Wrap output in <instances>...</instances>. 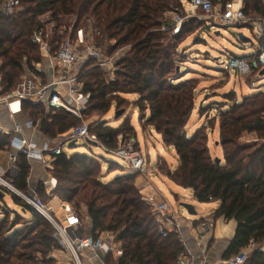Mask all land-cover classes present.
Segmentation results:
<instances>
[{"label": "trees", "instance_id": "trees-1", "mask_svg": "<svg viewBox=\"0 0 264 264\" xmlns=\"http://www.w3.org/2000/svg\"><path fill=\"white\" fill-rule=\"evenodd\" d=\"M15 1L17 10L8 13L2 8L4 0H0L3 90L15 89L29 71L38 74L35 64L43 57L31 37L46 14L58 28L72 24L75 28L92 26L99 30L109 40L110 54L128 46L116 64L114 78L95 66V59L86 62L82 69L80 82L84 91L91 93L84 115L96 112L100 116L89 125L90 133L98 138V146L113 151L125 139L137 136L130 117L118 126L102 119L114 105L117 111L125 112L133 104L142 117H147L146 125L161 135L164 145L177 152L179 165L172 169L166 159H161L158 171L177 185L191 189L198 202H219V208L212 213L214 219L223 217L237 222L224 259L251 248L244 264H264V89L241 100L232 98L233 93L226 94L228 101L212 117V123L189 134L187 125L196 109L197 85L177 80L179 49L169 40L166 29L172 27L166 14L176 9L179 0ZM230 1L212 0L222 7ZM243 9L249 16L264 17V0H244ZM179 34L174 33L173 38ZM124 94H135L137 99L131 101ZM23 113L39 123L42 133L51 139L83 122L64 109L48 110L43 103L31 101H24ZM217 123L223 162L214 159L209 144V128ZM247 134H256V139L244 141ZM10 140L9 134L0 132V152L8 148ZM137 144L135 148L140 150ZM17 156L21 174L13 179L9 173L4 178L25 195L46 204L42 199L50 194L46 181H41L36 193L31 194L32 165L23 153ZM52 167L46 170L56 177L57 185L49 197L75 209L81 220L82 206H86L91 232L87 233L89 223L85 222V235H115L121 255L107 252V264H178L179 254L186 250L185 243L177 231L166 235L159 231L156 204L144 197L136 183L140 172L130 171L103 181L100 159L90 152H64L53 159ZM0 189L5 193L0 202L6 203L0 214V264H55L51 253L63 246L52 222L16 192L3 184ZM7 195L20 210L9 206ZM204 221L201 218L194 226Z\"/></svg>", "mask_w": 264, "mask_h": 264}, {"label": "built area", "instance_id": "built-area-1", "mask_svg": "<svg viewBox=\"0 0 264 264\" xmlns=\"http://www.w3.org/2000/svg\"><path fill=\"white\" fill-rule=\"evenodd\" d=\"M182 2L190 10L203 13L210 21L207 23L212 25L218 27L235 25L248 27L260 39L252 58L234 57L228 60V64L238 69L243 75L254 69L262 70L264 68V17L247 15L243 9L244 0H231L225 7L221 5L217 7L212 0H182ZM2 8L8 13H14L17 10L16 1L4 0ZM87 28L90 31H87ZM87 28H75L74 25L62 26L61 38L55 41L48 40V33L43 22L39 28L34 30L31 40L39 46L45 60V62L43 60L36 63L35 68L40 72L47 69L49 75H51V80L48 82L43 81L37 73L29 71L19 79L15 89L5 92L0 74V108L7 109L10 114L23 112L24 101H31L43 103L48 110L64 109L83 120L82 124L64 134V139L56 145L46 143L43 146H38L25 137H17L15 134L22 132L23 128L20 124L16 125L12 132L3 130V133L12 134L9 146L13 148L14 152L10 154L9 172L12 174L13 179L21 174V169L17 164L19 153L26 155L29 162L38 161L46 167H50V162L56 156L66 152L65 148L66 146L71 147V142L76 143L81 139L98 140L95 134L90 133V123L84 121V112L88 107L91 93L85 92L83 84L80 82L82 69L86 62L95 59L94 65L102 68L106 74L109 71L114 72L117 62L125 54L128 46L114 53H107L102 43L106 41H104L101 32L92 26ZM68 29L69 35L62 38V34L65 35ZM110 78L112 79V77ZM27 124L30 127L36 126L32 119H29ZM134 145L133 138H128L121 143L118 149L113 151L115 155L123 160L130 161L133 169L144 172V166L147 163L146 157ZM4 176L0 174V184L11 186L15 192L21 194L24 199L52 222L63 249H67L72 253L74 264H84L81 253L86 249L97 252L106 247L107 252L113 251L116 255H121L119 245L114 238L111 237L109 242H106L102 236L94 238L92 235H85L81 218L75 209L68 206L69 209L64 214L66 223H62L51 215L45 203L25 195L16 189L9 180H6ZM45 183L48 189L53 190L57 185V179L51 175ZM188 196L185 195L184 198H188ZM155 212L159 223V231L164 235L174 231L181 233L184 223L190 220L189 216L185 218L176 214L166 199H162L161 202L155 205ZM183 218L186 221H182ZM213 226L214 219L210 217L201 224V230L207 233L213 229ZM250 249L242 250L222 261L221 264H244ZM178 264H195L193 254L187 248L179 254Z\"/></svg>", "mask_w": 264, "mask_h": 264}, {"label": "rangeland", "instance_id": "rangeland-1", "mask_svg": "<svg viewBox=\"0 0 264 264\" xmlns=\"http://www.w3.org/2000/svg\"><path fill=\"white\" fill-rule=\"evenodd\" d=\"M217 7H219V5H217ZM175 8L176 9L174 11H170L166 14V20L171 23L172 26L171 28L166 29L169 30V40L173 44H177L179 49V61L177 64V70H179L176 76L177 80L192 82L196 83L197 85L196 109L190 122L187 125L188 133L192 134L204 124H207L208 122L210 124L212 123V117L217 115L222 109L223 103L225 105L226 101H228L225 98L226 94L228 95L233 93L234 97L232 98L241 100L244 96L264 89V75L260 74L261 70L258 72H254L252 70L250 73L243 75L239 72L238 69L231 67L228 64V60L231 58L252 55L255 52V48L260 39H258L248 27L238 25L218 27L216 25L207 23L209 20L206 18V16H204L203 13H201L200 11L190 10L189 7L182 2V0H179V5H177V7ZM70 20L71 19L64 23H68ZM41 21L44 23L45 29L47 30L48 40L51 39L53 41V39L58 40L59 38H61L60 31L62 26H64L63 24L60 28H58L56 26L57 24L51 20L49 14L42 16ZM201 24L204 25H202L201 27ZM70 25L72 24H68L67 27H69ZM185 25V29L181 30V28H183V26ZM87 31L90 30H88L87 28ZM178 32L180 33L179 36L177 37V39H174V33ZM240 33L244 34L246 37L251 38L252 41H241L238 37ZM57 35L59 37L55 38V36ZM67 35H69V29L65 35L62 34V38ZM104 41L106 42H101L103 43V46H105V51L109 53V40L104 38ZM183 53L186 54L184 55ZM84 65H86V63ZM107 75L108 77L114 78L115 70L114 72L109 71ZM124 95L131 101L137 99L135 94ZM116 111V106L114 105L110 109L109 113L106 114V116H104L102 119L106 120L107 123L112 126H118L126 117H130L133 125L137 127V129L141 127V123L142 125H144V127H147V117H142L138 109L133 104H131V106H129L128 109L119 118L115 117ZM99 118L100 116L96 112L84 115V121L87 123H93ZM138 136L139 139L137 136H132L130 138H133L135 147L136 145H138L137 143H139V145L143 147V151L140 149V152L144 155V157H146L147 163H145L144 172L139 170L137 171L141 173V176H144L147 180H149L154 188L161 189V191L169 201L171 207L174 208L176 214L182 215L185 218L187 216H189L190 218H196L198 214L192 215L188 213L183 204H191L197 208H202L203 205H212L211 202H198L195 199L192 190L187 191V193L189 194L188 198H184L185 191L182 188H177L176 194L178 195H176L175 193H171L170 190L172 187L179 186H177L173 181L161 174L158 171L159 167L157 164L160 163L161 159H166L171 164L175 163L178 157L176 150L173 147L165 146L161 135L155 130L154 132L149 130L145 132L143 136L142 130H139ZM209 137L210 149L214 159L223 162L224 152L220 144L218 123L215 126H211L209 128ZM255 137L256 134H247L244 137V141H254L256 139ZM94 142H96L97 144H94L90 140L81 139L74 143V146H66L65 151L67 153L90 152L91 154L98 157L102 165V179L106 182L113 180L120 174L130 171H136L135 169H133V165L130 161L128 162L123 160L121 157H118L117 155H115L114 151H107L103 146H98V140ZM112 160L117 162L118 164H113L111 162ZM43 166H40V168L42 170V174H45L47 178L42 181H48L51 175L55 177L52 173H49L46 170L48 168L46 167V165ZM50 167H52V161L50 162ZM37 168L39 167L36 166L35 169ZM33 177H36V175H34ZM40 182L41 181H39V183ZM6 187L14 191L11 186ZM47 190L48 193L50 192V194H48V197H42V199L47 202L46 205L48 206L49 212L60 222L66 223L63 216L64 212L67 209L64 208L63 204H60L59 202H53L51 204V201L54 200V198L51 196L49 197L52 191L50 189ZM18 195L21 196V194ZM4 202L5 200H2L0 202V214H2V212L4 211L3 206L6 204ZM6 202L11 208L20 210V208L13 203L10 195H7ZM81 210L83 212V218L81 222L82 224H85V222H89L86 206L83 205ZM25 214L29 215V213L26 212ZM182 221L186 220L183 218ZM83 233L85 234L84 229ZM101 236L106 242H109V239H111V237L115 240V235L112 232H104V234H102ZM62 250L66 251L67 249ZM70 260L71 263H73L71 257Z\"/></svg>", "mask_w": 264, "mask_h": 264}, {"label": "crops", "instance_id": "crops-1", "mask_svg": "<svg viewBox=\"0 0 264 264\" xmlns=\"http://www.w3.org/2000/svg\"><path fill=\"white\" fill-rule=\"evenodd\" d=\"M38 75L41 76L43 81L48 82L49 80H51V75H49L47 69H43L41 72L38 71ZM29 119L31 118L26 116L23 112L12 115L7 109L0 108V132L3 133V130H9L12 132L15 129V126L20 124L23 127L22 132L16 133L15 135L17 137H25L31 142L36 143L38 146H43L46 143L47 144L49 143L51 145H56L58 142L64 139L63 135L57 139H51L47 137L40 130L39 123L35 122L36 124L35 127L28 126L27 123ZM135 128L137 130L138 139H139V136H138L139 130H142V136L144 135L145 132L149 130L154 132L153 128L149 126L144 127L142 123L139 129H137V127ZM9 135L12 138V134H9ZM142 148L143 147L141 146V150ZM12 152H14V150L10 146H8L6 150L0 152V174L8 175L10 173L9 172L10 154ZM30 163L32 165V170H31V174L29 178L30 192L31 194H35L39 181L45 180L47 176L45 174H42V170L40 168V166L44 165L42 162L30 161ZM170 165L172 169H175L179 165V158L177 157V161L173 164L170 163ZM36 166L39 168L35 169ZM9 175L11 176L12 174L10 173ZM34 175H36V177H33ZM136 183L138 187L141 189V192L144 195V197L150 203L157 204L161 202L162 199L167 200L166 196L163 194L161 189L154 188L153 185L149 182V180H147L144 176L140 175L137 178ZM172 188L170 192L173 194L174 193L176 194L177 188H182L185 191L184 195H189L187 191H191V189L183 188L181 186L179 187L175 186ZM53 202H57V203L59 202L60 204H63L64 208L69 209L68 205L59 199L54 198V200L51 201V204ZM211 203H212L211 206L203 205L202 208L195 207L196 210L198 209L197 210L198 216L196 218H190V220L186 221L184 223L182 232L180 233L185 243L186 248L193 254L195 264H221L222 261L226 260L224 259V253L227 247L229 246L231 239L235 235L237 222L235 220H230V221L225 220L223 217L214 219V217L212 216V213L213 211L219 208L220 203L216 201H212ZM210 217L214 219V226L211 231L207 233L202 232L201 224L194 226L195 221L201 218L207 219ZM88 225H89V228L87 230V233L91 232V224L89 223ZM66 251H68L69 253ZM66 251L65 250H54L51 253V257H54L56 259L55 264H74V263H71V260H70V257L72 259V253L69 250H66ZM106 253H107L106 247H104L103 249L97 252H93L91 250L86 249L81 253V256H82L84 264H107L105 262Z\"/></svg>", "mask_w": 264, "mask_h": 264}, {"label": "water", "instance_id": "water-1", "mask_svg": "<svg viewBox=\"0 0 264 264\" xmlns=\"http://www.w3.org/2000/svg\"><path fill=\"white\" fill-rule=\"evenodd\" d=\"M238 37H239L240 40L243 41V42H251V41H252L251 38L246 37V36H245L244 34H242V33H240V34L238 35ZM178 70H179V69H178ZM260 74H261V75H264V68L261 70ZM123 113H124V110H118V111H116V113H115V117H116V118H119ZM91 142H93L94 144H97V143L94 142V141H91ZM70 145H71V146H74V142H71ZM4 195H5L4 191H2V190L0 189V197H2V196H4ZM183 206L187 209V212H188V213H190V214H192V215H196V214H197V210H196V208H195L193 205H191V204H183Z\"/></svg>", "mask_w": 264, "mask_h": 264}, {"label": "bare ground", "instance_id": "bare-ground-1", "mask_svg": "<svg viewBox=\"0 0 264 264\" xmlns=\"http://www.w3.org/2000/svg\"><path fill=\"white\" fill-rule=\"evenodd\" d=\"M63 209V208H62Z\"/></svg>", "mask_w": 264, "mask_h": 264}]
</instances>
